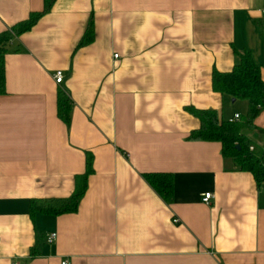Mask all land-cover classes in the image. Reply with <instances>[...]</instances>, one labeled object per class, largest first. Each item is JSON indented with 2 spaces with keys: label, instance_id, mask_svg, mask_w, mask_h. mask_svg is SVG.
Masks as SVG:
<instances>
[{
  "label": "crops",
  "instance_id": "crops-1",
  "mask_svg": "<svg viewBox=\"0 0 264 264\" xmlns=\"http://www.w3.org/2000/svg\"><path fill=\"white\" fill-rule=\"evenodd\" d=\"M41 8L0 0V35ZM263 9L264 0H54L12 35L0 95V264H264V181L218 141L187 139L199 120L186 110L244 114L246 101L214 91L211 73L247 52L264 83ZM89 20L92 39L79 45ZM254 124L264 130V109ZM87 155L74 212L29 210L69 196ZM151 172L171 176L167 200L143 179Z\"/></svg>",
  "mask_w": 264,
  "mask_h": 264
},
{
  "label": "trees",
  "instance_id": "trees-1",
  "mask_svg": "<svg viewBox=\"0 0 264 264\" xmlns=\"http://www.w3.org/2000/svg\"><path fill=\"white\" fill-rule=\"evenodd\" d=\"M54 0H42V8L30 12L27 19L11 28L12 35L18 36L30 29L44 13L49 11ZM12 35H0V95L5 93L3 58ZM92 22H87L80 44L91 41ZM212 89L230 99L246 101V110L236 121L219 119L213 109H196L191 106L186 110L197 117L199 126L190 131L187 139L218 141L220 152L229 157L238 170L250 172L258 182L264 181V130L254 124L258 113L264 109V83L260 78V65L253 61L247 52H235L234 63L230 71L212 70ZM70 102L62 90L56 94V114L65 124H69ZM251 147V149H249ZM92 158H85V171L74 179L71 194L61 198H45L30 201L29 210L58 215L74 212L86 189V177L92 172ZM143 179L164 200L172 193L171 176L163 172L144 173Z\"/></svg>",
  "mask_w": 264,
  "mask_h": 264
},
{
  "label": "built area",
  "instance_id": "built-area-1",
  "mask_svg": "<svg viewBox=\"0 0 264 264\" xmlns=\"http://www.w3.org/2000/svg\"><path fill=\"white\" fill-rule=\"evenodd\" d=\"M264 21V9L261 11ZM113 57H117V54H113ZM53 81L56 84H59L62 81V72L60 70H55L52 74ZM239 119V114H233V116L229 119V121H236ZM251 149V147H249ZM212 198L211 192H203L200 197V201L204 204H208L209 200ZM174 222H176V219H173ZM55 238V233H51L47 236V241L51 242ZM60 264H69L67 259H62L60 261Z\"/></svg>",
  "mask_w": 264,
  "mask_h": 264
},
{
  "label": "water",
  "instance_id": "water-1",
  "mask_svg": "<svg viewBox=\"0 0 264 264\" xmlns=\"http://www.w3.org/2000/svg\"><path fill=\"white\" fill-rule=\"evenodd\" d=\"M231 101H233V99H231Z\"/></svg>",
  "mask_w": 264,
  "mask_h": 264
}]
</instances>
